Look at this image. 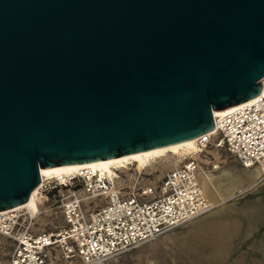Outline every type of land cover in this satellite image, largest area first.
<instances>
[{
  "label": "water",
  "instance_id": "obj_1",
  "mask_svg": "<svg viewBox=\"0 0 264 264\" xmlns=\"http://www.w3.org/2000/svg\"><path fill=\"white\" fill-rule=\"evenodd\" d=\"M263 79L264 0H0V210L41 166L209 131Z\"/></svg>",
  "mask_w": 264,
  "mask_h": 264
},
{
  "label": "built area",
  "instance_id": "obj_2",
  "mask_svg": "<svg viewBox=\"0 0 264 264\" xmlns=\"http://www.w3.org/2000/svg\"><path fill=\"white\" fill-rule=\"evenodd\" d=\"M214 124L154 184L121 190L113 186L112 175L88 168L64 177L45 176L35 193L38 207L56 201L64 223L47 231L25 206L0 210V233L12 243L10 256L0 264H47L56 245L65 257L77 256L79 264H101L208 212L214 205L203 193L200 177L222 168L220 152L264 172V93L220 112ZM211 150L216 154L208 156ZM102 194L103 204L87 207L88 200Z\"/></svg>",
  "mask_w": 264,
  "mask_h": 264
},
{
  "label": "rangeland",
  "instance_id": "obj_3",
  "mask_svg": "<svg viewBox=\"0 0 264 264\" xmlns=\"http://www.w3.org/2000/svg\"><path fill=\"white\" fill-rule=\"evenodd\" d=\"M186 151L181 147L166 151L148 159L142 167L134 161L116 166L110 174L113 176V186L128 190L134 186L157 183L167 169L183 161ZM212 153L215 151L211 150L208 156ZM220 154L223 166L213 173H224L219 179L221 189L213 180V173L202 175L224 194L234 192L232 199L227 200L224 206H214L182 225L113 255L101 264H264V179L251 185L256 173L231 155L224 152ZM202 179L203 176L200 181ZM105 201L106 196L103 194L94 196L88 200L87 207L92 208ZM230 211L234 212L231 218L228 215ZM34 219L40 229L47 231L55 230L64 223L56 201L52 200L39 207ZM232 219H237L236 230L227 234L224 225ZM209 227L212 233L207 236L205 233ZM11 248L10 239L0 233L2 262L7 261ZM62 252V248L56 245L47 264H79L77 256L65 257Z\"/></svg>",
  "mask_w": 264,
  "mask_h": 264
},
{
  "label": "bare ground",
  "instance_id": "obj_4",
  "mask_svg": "<svg viewBox=\"0 0 264 264\" xmlns=\"http://www.w3.org/2000/svg\"><path fill=\"white\" fill-rule=\"evenodd\" d=\"M263 82H264V79H263ZM246 101H248V100H246ZM243 102H245V101H243ZM243 102H240V103H243ZM237 105L238 104H232V105H230L229 108L235 107ZM226 109H227V106L223 107V108H219V109L213 111V113L214 114L217 112L220 113ZM195 138L196 137H194L192 139L184 140V141H179V142L163 145V146H157V147H153V148H149V149H145V150H141V151H136V152L126 153V154H122V155H118V156H113V157L106 158V159L99 160V161L92 162V163L77 164V165L57 164V165H50L49 167L41 166L40 171L42 173V179L45 178V176H52V175H58L60 177H64L66 174L80 172V171H83L85 168H88L90 170L91 169H99L102 173L112 174L114 167L119 166V165H124L126 162H133L134 161L138 164L139 167H142L143 165L146 164L145 162L148 159L162 155L166 151H175V150H178L180 147L184 148V149L187 147H189V148L193 147L194 142H195ZM201 176H203V175H201ZM209 183L210 182H209V180H207V178L204 179V183H203L204 187H205V189H204L202 182H201V187H202L203 193L206 196L208 193ZM38 186H39V184L31 191V194H30L27 201H25L19 205H16L13 208L25 206L29 209L30 213H32V214L37 213L39 211V207L37 204V198L35 196V193L37 191ZM208 199H209V197H208Z\"/></svg>",
  "mask_w": 264,
  "mask_h": 264
},
{
  "label": "crops",
  "instance_id": "obj_5",
  "mask_svg": "<svg viewBox=\"0 0 264 264\" xmlns=\"http://www.w3.org/2000/svg\"><path fill=\"white\" fill-rule=\"evenodd\" d=\"M248 169H250V171H253L256 173V177H252V182H251V185L257 183V180L260 181V180H263L264 179V172L262 171V169L258 166V165H252L250 167H247ZM224 173L221 171H218L216 173H213L212 177H213V180L215 181V183H217L218 185V188L221 189L222 187V183L219 182V179H221L222 175ZM207 177L205 175H203V181L204 179H206ZM207 180H209L207 178ZM210 182V181H209ZM214 183V182H213ZM210 185V186H209ZM208 185V193H207V196L209 197V199L213 202V204L215 206H218V205H221V206H224L225 205V202L227 200H230L234 197V192L232 191H229L228 193L224 194L223 192H221L220 190H218V188H216L214 186V184L212 185L211 183H209ZM231 217L234 216V212L230 211L229 214H228ZM236 222H237V219H232L228 222V224L226 223L224 225V229L226 230V233L228 234H231L234 229L236 230ZM204 226V225H203ZM235 227V228H234ZM203 229V228H202ZM224 230V231H225ZM207 231V232H206ZM205 232V234L208 236L209 234L211 235V230H210V227L209 229H207ZM222 231H223V228H222ZM208 233V234H207ZM217 235V234H216Z\"/></svg>",
  "mask_w": 264,
  "mask_h": 264
},
{
  "label": "flooded vegetation",
  "instance_id": "obj_6",
  "mask_svg": "<svg viewBox=\"0 0 264 264\" xmlns=\"http://www.w3.org/2000/svg\"><path fill=\"white\" fill-rule=\"evenodd\" d=\"M202 177V176H201ZM203 180V179H202ZM201 180V182H202V185H203V187H204V184H203V181ZM204 189H205V187H204ZM206 191V190H205Z\"/></svg>",
  "mask_w": 264,
  "mask_h": 264
}]
</instances>
